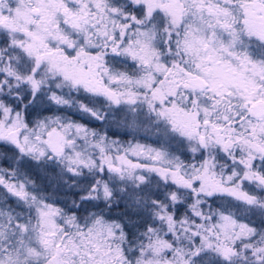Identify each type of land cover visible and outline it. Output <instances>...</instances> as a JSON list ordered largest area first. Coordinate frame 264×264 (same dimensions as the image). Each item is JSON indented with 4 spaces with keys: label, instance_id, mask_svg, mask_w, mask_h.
<instances>
[{
    "label": "snow or ice",
    "instance_id": "6c2138e0",
    "mask_svg": "<svg viewBox=\"0 0 264 264\" xmlns=\"http://www.w3.org/2000/svg\"><path fill=\"white\" fill-rule=\"evenodd\" d=\"M0 264H264V0H0Z\"/></svg>",
    "mask_w": 264,
    "mask_h": 264
}]
</instances>
